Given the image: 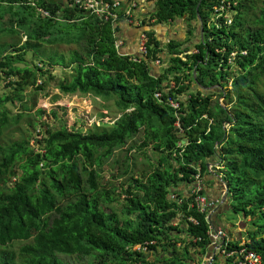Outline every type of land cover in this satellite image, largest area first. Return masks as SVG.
<instances>
[{
    "label": "trees",
    "instance_id": "1",
    "mask_svg": "<svg viewBox=\"0 0 264 264\" xmlns=\"http://www.w3.org/2000/svg\"><path fill=\"white\" fill-rule=\"evenodd\" d=\"M105 1L117 12L114 0ZM154 1V22H141L148 39L140 56L115 44L136 26L131 1H121L114 19L75 0H0V22L9 18L1 29L26 36L0 47V81L14 85L0 96V132L7 103L23 101L29 88L44 89L36 56L46 68H35L57 79L61 92L113 97L118 114L94 126L99 132L44 120L43 133L0 146L7 188H0V264H201L210 222L186 190L197 173L206 181L209 162L222 164L234 211L252 215L255 228L244 245L264 264V0ZM180 17L188 39L163 45L151 25ZM194 36L196 51L185 46Z\"/></svg>",
    "mask_w": 264,
    "mask_h": 264
},
{
    "label": "rangeland",
    "instance_id": "2",
    "mask_svg": "<svg viewBox=\"0 0 264 264\" xmlns=\"http://www.w3.org/2000/svg\"><path fill=\"white\" fill-rule=\"evenodd\" d=\"M10 10V9H9ZM4 19H9L7 15H4V18L1 20L0 25H2V21ZM189 26H186L184 30L186 32L189 30ZM165 30V29H164ZM23 33L13 35L5 30L1 29L0 27V47L4 44H12L17 43L21 40L23 42L26 37L23 36ZM188 35V34H187ZM197 35V33H196ZM186 39V38H185ZM184 39V40H185ZM193 41L188 42L185 46H193L194 41H196V37L192 38ZM63 50H65L62 47ZM10 53H16L13 48H10ZM3 52H0L2 54ZM31 56V52L28 53V57ZM39 62V59H36ZM44 67V66H43ZM161 66H157L160 69ZM54 72L59 73L60 69H55ZM65 74L63 75V78ZM45 80L44 77H40L38 79L37 84H41L44 86V89H38V87L29 88L25 101L23 103L16 101L13 103H7L6 108L8 111V122L2 128L0 132V146L2 148H7L15 140H22L25 137L29 136V140L32 138L28 133H34L36 128L41 129V133L44 132V127L42 125V121H47L50 124V127H60V124L65 121L67 126H76L80 129H86V131H96L95 127L98 126L102 127V123L99 122L109 121L108 123L111 124L114 121V118L118 116L117 108L113 102V97L104 98L95 96L91 93L87 94H66L61 92L57 88V79H48V82L43 83ZM12 80L5 78L4 80L0 81V96H3L6 93L12 91L14 85L11 83ZM30 98V94H32ZM222 103L225 104L223 97L214 96V99H217ZM28 99V101H27ZM37 108H42L45 110V113L40 116L39 113L36 111ZM6 109L0 106V113L4 112ZM54 112L57 113V117L55 116ZM99 112H103L104 115H100ZM0 114V115H1ZM36 119V120H35ZM38 119V120H37ZM41 120V121H40ZM33 121H35L34 126ZM99 124V125H98ZM48 125L46 126V128ZM30 131V132H29ZM36 131L35 133H37ZM34 133V134H35ZM33 134V135H34ZM140 140V136H136L137 143ZM33 142V141H31ZM128 144H131L130 142ZM134 154V153H133ZM137 155V154H136ZM1 156V152H0ZM146 160L144 155L138 157V165L144 166L145 163L143 161ZM113 158L110 161H106L103 165L104 168V175L106 178L110 176L109 169L112 166L111 163ZM108 162V163H107ZM142 163V164H141ZM43 167L42 164H40ZM18 168H20L21 163H17ZM212 180L206 179L205 186L208 185L209 182ZM227 206L219 211L218 213V220L214 221L217 225L222 226L226 231L232 230L234 225H236L239 221H243L246 223L251 222L250 217L245 220L244 212L237 213L234 211L231 201H228ZM249 229H253L255 226L253 224L247 225ZM254 230V229H253ZM252 231V230H250ZM149 258L154 260L157 256L155 255L154 251L147 253Z\"/></svg>",
    "mask_w": 264,
    "mask_h": 264
},
{
    "label": "clouds",
    "instance_id": "3",
    "mask_svg": "<svg viewBox=\"0 0 264 264\" xmlns=\"http://www.w3.org/2000/svg\"><path fill=\"white\" fill-rule=\"evenodd\" d=\"M119 2V6L118 7H116V9H118L119 10V7H120V3H121V0H114V2ZM131 2H130V4H131V6H133V7H137L138 5H137V3H136V1L135 0H130ZM108 2V1H107ZM155 2V1H154ZM110 3V2H109ZM111 5V4H110ZM153 7H154V3H153ZM118 10H117V12H114L115 14H116V17H114V16H110V18H114V19H116L117 17H118ZM127 11H128V14H130V15H132V14H134V10H133V12H132V10H131V8H128L127 9ZM137 19L136 20H134V22H135V25L137 26V27H139V29L141 30V32H140V42H139V51L137 52V54H139L140 56H142V55H144V54H146V52H147V47H146V43H147V39H148V37H147V35H146V33H145V31L143 30L144 29V25L143 26H141V22L143 21L142 19H140V18H138V17H136ZM146 20H147V23H153L154 21L150 18V17H147L146 18ZM168 23V22H167ZM25 35V34H24ZM23 35V36H24ZM26 37V36H25ZM26 40V39H25ZM196 40H197V38H196ZM124 38H122V37H118L117 39H116V41H115V44H116V47L120 50V48L124 45ZM20 42H21V40H20ZM24 42V41H23ZM194 42H196V41H194ZM192 50H194V51H196V49H194V44H193V46L191 47V46H189ZM0 52H3L4 53V51H0ZM3 53L2 54H0V60H1V58H2V56H3ZM28 53H30V52H28ZM27 57H28V54H27ZM28 58H31V56L30 57H28ZM36 59H39V62H37V60ZM154 64H157V65H159V66H161L160 67V70L162 69V67H163V63H161V60H159V59H157V60H155L154 62H153ZM35 64H37L38 66H40V67H42V68H46V66L41 62V60H40V57H38V56H36L35 58H34V61H33V69H35L36 71V73H37V76H38V79H40V77H44V76H42V74H41V71H39L38 69H36L35 68ZM156 65V66H157ZM44 66V67H43ZM155 66V65H154ZM156 74H159V72L157 73L156 72ZM45 78V80H47L48 81V79L46 78V77H44ZM49 79H53L52 77L51 78H49ZM10 80V79H9ZM10 93V92H9ZM156 95L157 96H159L160 95V93H156ZM25 101V98H24V100L23 101H19V102H21V103H23ZM14 104V103H13ZM171 104L175 107V108H178L179 107V103L178 102H175V101H172L171 102ZM119 116H120V114H119ZM36 120V119H35ZM38 120V119H37ZM33 123H34V126H37V124L35 125V121H33ZM77 128V127H76ZM77 129H80V128H77ZM36 131H38L39 132V130H38V128H36L35 129ZM83 131H86V129H82ZM39 136H41L40 134H39ZM33 141V140H32ZM32 143H34V142H32ZM40 164H42L43 165V163L41 162ZM216 165H214L213 163H211V162H209L208 163V168H209V172H211V174L214 176V177H216V178H218L220 181H221V184L222 185H224V187L226 186V182L225 181H223V173H222V171H221V167H222V164L220 165L219 163H215ZM42 167V166H41ZM11 167L10 166H8V169H10ZM18 171H19V173H20V168H18ZM210 174V175H211ZM14 180H15V178H13L11 181H9V183H10V185H13V183H14ZM228 185V184H227ZM0 188H4V189H7L6 187H5V184H4V182L3 181H1L0 182ZM188 190H191L192 191V194H194V206L200 211V212H205L206 214H207V217H208V220H209V222H210V229H209V235H210V238H211V245L208 247V248H215V253H216V251H219L221 254H222V256H224L225 257V259L227 258V256H230V257H233V264H251L250 262H248L247 260H246V255L249 253V252H254L256 255H258L259 257H260V263L259 264H263V258H262V256H261V254H259L258 252H256V251H254V250H252V249H249V248H247V247H245V245H244V243H246L247 241H245L244 243H240V247H238V248H233V249H230V250H228L227 249V244L230 242V241H232L229 237H228V231H226L222 226H217V225H214V221L212 220V215L218 210V208H219V206L220 205H222L223 206V208H225L227 205V202L229 201L228 199H227V197H228V195H227V197L225 198V199H223V197H224V194H225V190H226V187H225V190H224V192H223V195H222V197L221 198H217V199H211L210 197H209V195H208V193H204V190H206V186H205V181H204V179L202 178V176H201V174L200 173H197L196 175H195V181H194V183H193V185H191V186H189V188L186 190V192L188 191ZM207 191V190H206ZM228 194H229V188H228ZM199 196H201V197H203V198H205L206 199V205L204 206V207H202V206H200L199 205V203H198V200H197V198L199 197ZM171 197H172V199H174V200H178L180 203L182 202V198H180L179 196H178V194H176V193H172V195H171ZM193 206V205H192ZM221 206V207H222ZM231 206V205H230ZM223 208H219V211L220 210H222ZM210 217V218H209ZM250 216H248L247 218L244 216V218H245V220H247L248 218H249ZM191 220H193V218H190ZM250 219L252 220L253 219V217H252V215H251V217H250ZM250 220V221H251ZM194 221V220H193ZM251 222H247L246 221V224H250ZM255 228V227H254ZM253 228V229H254ZM253 229H250V230H253ZM219 230H221L222 232H223V234L221 235V236H219V237H214V234H216ZM250 232V231H249ZM249 241V240H248ZM240 242V241H239ZM138 246H140V248H141V245H136L134 248L135 249H140V248H137ZM207 248V249H208ZM227 260V259H226ZM201 261V264H206V261L205 262H202V260L200 259V258H198V262H200ZM228 263H229V261H227Z\"/></svg>",
    "mask_w": 264,
    "mask_h": 264
},
{
    "label": "crops",
    "instance_id": "4",
    "mask_svg": "<svg viewBox=\"0 0 264 264\" xmlns=\"http://www.w3.org/2000/svg\"><path fill=\"white\" fill-rule=\"evenodd\" d=\"M123 2H128L130 0H121ZM137 3V7L135 9V15L144 19L150 17L154 11L153 3L154 0H135ZM188 26L184 17H180L175 19L174 21L168 23H155L151 25L150 28H154L157 37L161 40L163 45H166L171 39H177L181 42H184L188 39V35L184 28ZM165 29V30H164ZM127 31V30H126ZM140 32L139 27L134 26L127 31L126 37L124 38V45L120 48L121 52L124 53H135L139 51V42H140ZM186 38V39H185ZM185 39V40H184ZM153 67L154 72H159L160 69L157 68V64H154ZM157 65V66H156ZM216 165V164H214ZM217 166V165H216ZM218 167V166H217ZM206 179L212 180L206 186L207 193L211 199L221 198L223 192L225 190L224 185L221 184V181L214 177L212 174L207 175ZM222 205L219 208H223ZM218 210L212 215V220H218ZM214 225H217L214 222ZM243 221H239L236 225H234L232 230H228V237L232 241H240V243H244L249 240V227ZM220 226V225H217ZM199 258L202 262L206 261V264H228L227 260L219 251H216L215 248H208L204 255H199Z\"/></svg>",
    "mask_w": 264,
    "mask_h": 264
},
{
    "label": "built area",
    "instance_id": "5",
    "mask_svg": "<svg viewBox=\"0 0 264 264\" xmlns=\"http://www.w3.org/2000/svg\"><path fill=\"white\" fill-rule=\"evenodd\" d=\"M75 2L77 3H81L83 5V7L86 10H91L94 13H96L97 15H104L106 12H108L109 16H114L116 17V14L114 12H112L110 10L111 5L109 2H106L105 0H75ZM119 6V2H114L113 3V7L116 8ZM198 203L200 206L204 207L206 205V199L199 196L197 198ZM223 234V232L221 230H219L216 234H214V237H219ZM137 248H140V246H138ZM145 249L147 247H144ZM246 260L248 262H250L251 264H259L260 263V257L258 255H256L254 252H249L246 255Z\"/></svg>",
    "mask_w": 264,
    "mask_h": 264
},
{
    "label": "water",
    "instance_id": "6",
    "mask_svg": "<svg viewBox=\"0 0 264 264\" xmlns=\"http://www.w3.org/2000/svg\"><path fill=\"white\" fill-rule=\"evenodd\" d=\"M226 190H225V194H224V197H223V199H225L226 197H227V195H228V188H229V186L226 184ZM210 218V217H209Z\"/></svg>",
    "mask_w": 264,
    "mask_h": 264
}]
</instances>
